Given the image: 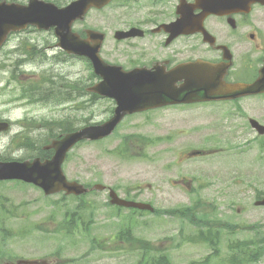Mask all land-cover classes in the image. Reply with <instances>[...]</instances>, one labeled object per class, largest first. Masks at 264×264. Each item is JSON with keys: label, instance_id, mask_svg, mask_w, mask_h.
I'll use <instances>...</instances> for the list:
<instances>
[{"label": "rangeland", "instance_id": "obj_1", "mask_svg": "<svg viewBox=\"0 0 264 264\" xmlns=\"http://www.w3.org/2000/svg\"><path fill=\"white\" fill-rule=\"evenodd\" d=\"M108 9L91 10L84 23L106 31L111 26L120 28L123 16L114 17ZM80 25L76 23L75 28ZM26 39L45 47L54 58L23 66L25 71L15 75L20 81H14L8 71L0 68V119L13 120L10 130L0 137V152L12 158L36 152L11 143V137L23 129L18 120L26 116L61 118L70 115L74 125H81L85 121H104L112 106L110 99L89 101L90 95L80 90L82 96L77 100L78 105L77 101L70 103L69 99L63 104H26L25 100H16L22 85L42 79L41 73L63 74L70 81L79 80V89L92 82L86 61H66V56L55 46L57 40L51 30H27L12 35L0 54V61L9 62V50ZM39 84L43 88L48 85L45 81ZM50 86L54 88L56 82L51 80ZM69 93L60 90L54 95L62 101ZM235 104L172 106L130 117L110 137L76 146L64 164L69 179L118 187L122 197L130 191L128 198L152 202L160 209L199 200L214 203L221 222L229 221L241 227L233 234L221 228L218 256L211 257V250L204 243L193 242L198 236L197 229L186 218L169 213L132 212L125 207L118 211L107 204L108 190L87 195V209L93 211L88 230L81 222L72 233L57 231L67 206H75L79 201H65L63 193L44 195L33 185L8 182L0 184V195H3L0 198L4 200L0 202L8 205L6 211L14 209L18 215L6 219L5 225L10 231L6 242L0 232V264H11L9 261L16 262L19 258L46 259V264H138L140 253L116 239V233L125 225H132L135 235L151 242L159 252H167L173 264H231L227 262L231 255L230 243L264 237V206L254 203L258 194L264 193V135L260 136L247 120L251 115L264 123V97L242 99L239 104L244 113H237ZM45 131L50 129L34 133L40 138ZM133 132L165 136L168 140L143 149L145 156L137 154L139 149L136 148L131 157H121L123 139ZM196 149H206L208 153H189ZM184 177L192 181L191 189L188 182H181ZM85 217L89 224L90 215L86 213ZM250 225H256V231L243 228ZM93 237L105 242L106 248L92 246ZM189 237L193 239L185 240ZM3 249L10 255L4 256ZM253 264H264V253Z\"/></svg>", "mask_w": 264, "mask_h": 264}, {"label": "water", "instance_id": "obj_2", "mask_svg": "<svg viewBox=\"0 0 264 264\" xmlns=\"http://www.w3.org/2000/svg\"><path fill=\"white\" fill-rule=\"evenodd\" d=\"M110 1L75 0L66 7H59L53 2L43 0H30L28 4L0 2V47L12 31L24 29L28 25H34L39 29L54 27L60 46L70 53L87 55L92 60L96 72L103 77V82L91 87V90L112 96L118 102L115 115L109 121L67 133L62 139L47 146L55 150L50 159L43 161L37 157L25 161H0V180L21 179L31 182L44 189L46 195L63 191L67 195H81L91 189L104 190L106 186L100 183L89 188L67 178L62 165L69 150L79 141L108 136L125 114L136 110L174 103L234 99L264 92V68L261 69V75L253 82L230 83L224 78L226 68L222 65H207L204 71L198 65L192 69V75H183V73L179 76L177 72H184L180 66L167 76L159 70L153 72L150 69H136L124 72L106 65L99 56V43L94 46L87 40L79 39L77 34L72 32V24L77 18H83L90 7H101ZM96 36L100 41V34ZM179 80L183 82L177 86ZM251 124L258 133L264 134V124L255 118L251 119ZM7 127L6 123H0V131ZM110 197L112 204L155 210L150 203L120 197L114 189H110ZM256 205H264V196L256 201Z\"/></svg>", "mask_w": 264, "mask_h": 264}, {"label": "flooded vegetation", "instance_id": "obj_3", "mask_svg": "<svg viewBox=\"0 0 264 264\" xmlns=\"http://www.w3.org/2000/svg\"><path fill=\"white\" fill-rule=\"evenodd\" d=\"M118 6L121 8L116 11L125 10V22L120 28H108L113 43L108 57L111 63L126 70L157 64L170 70L186 62L222 63L227 67L224 78L230 83L252 82L260 75L264 65V2L119 0ZM117 30L134 32L118 39ZM248 97H264V93L209 103H236L234 110L244 113L239 102ZM252 118L247 116L250 125ZM216 245L213 251L220 252L221 241Z\"/></svg>", "mask_w": 264, "mask_h": 264}, {"label": "trees", "instance_id": "obj_4", "mask_svg": "<svg viewBox=\"0 0 264 264\" xmlns=\"http://www.w3.org/2000/svg\"><path fill=\"white\" fill-rule=\"evenodd\" d=\"M58 2H61L57 0ZM33 54V52L31 53ZM73 127L68 125L64 128V130H71ZM127 137L125 144L128 143ZM142 137L134 136V142L137 140H141ZM144 140L150 142V139L144 138ZM26 143H35V142H26ZM40 150V149H39ZM125 152V151H124ZM36 155L47 158L52 155L50 151H43L36 153ZM263 193L260 192L258 194V198L261 197ZM62 199L67 201L68 197L62 196ZM80 200L79 204H75V206H67L65 210V217L63 221L60 223V227L57 228V231L65 230L67 233H72L75 227L79 226V223L83 222V226L86 230L89 229L90 223L93 220L92 214L93 211L87 209V205L85 203L86 198L82 196L78 198ZM1 201L2 198H0ZM57 203V201H55ZM6 204L4 202H0V232L4 234V239L7 240L9 237L10 232H7L5 219L2 217V212L6 210ZM206 207H210V210H207ZM216 206L213 203L206 204L205 201L199 200L198 202L182 205L174 208H169L166 210H156V214H160L162 212H166L173 215H178L181 217L186 218L191 224L197 225L199 228L200 234L198 238H205L213 233L215 236L221 235V229L223 226L227 228L230 233L235 232L238 225L236 227L232 226L228 222H221L218 218L219 216L216 215ZM120 211L121 208L117 207ZM86 213L90 215V219L88 221L89 224H86ZM9 215V214H6ZM219 228V229H218ZM249 228L256 229V225H251ZM116 239L119 242L126 243L130 248L133 250H137L140 253V260L138 264H173L170 260L169 255L167 252H159L153 244L142 237H138L134 234L133 226L125 225L121 226V229L116 234ZM192 237L185 238V240H192ZM98 245L99 247L106 248V243L100 242L96 237L92 238V246ZM234 250L239 251V254H233L232 259L233 262L236 264H249L251 262L257 261L264 253V237L255 238L250 237L244 241L237 240L236 242L230 244ZM214 256V255H211ZM231 261V259H230ZM60 264H67V263H60Z\"/></svg>", "mask_w": 264, "mask_h": 264}]
</instances>
